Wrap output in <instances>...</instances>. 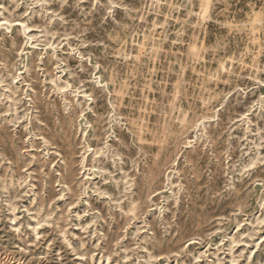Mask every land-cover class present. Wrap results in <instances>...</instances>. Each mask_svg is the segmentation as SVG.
Returning <instances> with one entry per match:
<instances>
[{
    "label": "rangeland",
    "instance_id": "374dc122",
    "mask_svg": "<svg viewBox=\"0 0 264 264\" xmlns=\"http://www.w3.org/2000/svg\"><path fill=\"white\" fill-rule=\"evenodd\" d=\"M0 264H264V0H0Z\"/></svg>",
    "mask_w": 264,
    "mask_h": 264
},
{
    "label": "bare ground",
    "instance_id": "6f19581e",
    "mask_svg": "<svg viewBox=\"0 0 264 264\" xmlns=\"http://www.w3.org/2000/svg\"><path fill=\"white\" fill-rule=\"evenodd\" d=\"M108 101V100H107ZM192 115V114H191Z\"/></svg>",
    "mask_w": 264,
    "mask_h": 264
}]
</instances>
